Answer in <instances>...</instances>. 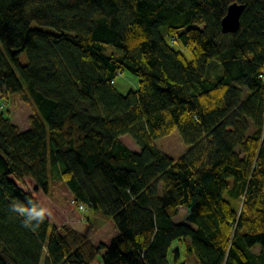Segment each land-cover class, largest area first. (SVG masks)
Instances as JSON below:
<instances>
[{"label":"trees","instance_id":"trees-1","mask_svg":"<svg viewBox=\"0 0 264 264\" xmlns=\"http://www.w3.org/2000/svg\"><path fill=\"white\" fill-rule=\"evenodd\" d=\"M11 94L31 112L20 129L0 109V264H169L173 240L198 264H264V0H0ZM174 128L177 157L153 143ZM28 178L50 195L59 179L116 235L94 244L47 213L26 227L12 205L43 209Z\"/></svg>","mask_w":264,"mask_h":264},{"label":"rangeland","instance_id":"rangeland-1","mask_svg":"<svg viewBox=\"0 0 264 264\" xmlns=\"http://www.w3.org/2000/svg\"><path fill=\"white\" fill-rule=\"evenodd\" d=\"M161 32L163 33L164 37L169 42H171L168 36L164 34L163 27H161ZM172 45L174 48H181L180 43L177 41L172 42ZM185 54L188 55L187 52H185ZM19 59L21 63H24L26 61L25 54L21 53L19 55ZM217 68V63H212L209 68V74L216 76V72H218ZM114 84L117 89L121 92H125L129 88L135 89L137 87V77L128 71H122L115 76ZM4 100L5 98H0V104L3 105V111L8 114L11 122L16 123L18 127L21 126L20 122L27 124V116L31 112L29 105L22 102L19 97L15 94H11L7 97V103H5ZM153 143L160 151L172 157L179 156L183 153L186 148V144L182 141L177 128H174L166 135L153 139ZM26 185L27 186H25V188L30 189L32 191L33 196L37 199L42 208L46 210L48 217L53 223H59L64 219V214L66 217V213H69L70 216L68 218L70 219V224H74L75 221H78L80 223L77 227L86 228V231H91L92 233H94V231L98 232L96 233V236L93 237V240L95 242L98 241L97 238L98 236H100V232L104 231L105 228H109V221H102L98 218L92 221V218L88 219L83 214L80 215V213H78V210H76V206L72 202H70L71 193L69 188L63 182L59 181V179H54V182L51 186V195L42 192L41 189L33 190L34 182L30 178L26 179ZM85 210L90 216L93 215V212H97L99 216H102L105 219H109L108 216L102 214L100 211L93 210L91 208H86ZM185 213L186 209L184 207H179V212L173 217V220H183L185 217ZM174 248H177L178 250V255L176 257L173 251ZM254 249L257 248L255 247ZM190 256V253L185 248L184 242H179L178 240L172 241L167 253V259L169 264H182L184 261L187 262V259L188 261H191ZM192 256L193 258H195L194 255ZM93 264H102L99 254L96 256Z\"/></svg>","mask_w":264,"mask_h":264},{"label":"crops","instance_id":"crops-1","mask_svg":"<svg viewBox=\"0 0 264 264\" xmlns=\"http://www.w3.org/2000/svg\"><path fill=\"white\" fill-rule=\"evenodd\" d=\"M21 123V126H19L20 127V129H24V128H27L28 127V123L27 124H24L23 122H20ZM16 124V123H15ZM17 125V124H16ZM18 125H20V124H18ZM182 207V206H181ZM83 215L86 217V218H88V219H90V218H92V221L94 220V219H96V218H98V219H100V220H106V221H109V228L107 229V228H105V230L104 231H102V232H100V236H98V238H97V240L98 241H94L93 240V237L94 236H96V233H98L97 231H94V233H92L91 231H86L87 229L86 228H79V227H77V226H79V223L80 222H78V221H75V223L74 224H71V225H73L77 230H79L80 232H82L83 234H85V235H87L94 243H98V242H103V243H108L109 241H110V239L114 236V235H116V233H117V230L114 228V226H113V223H112V221L111 220H109V219H105V218H103L102 216H99V214H97V212H93V215H88L87 214V212H86V210H84L83 211ZM70 216V214L69 213H66V217H65V214H64V219L62 220V221H60L59 223H54V224H56V225H59V224H61L62 222H69L70 221V219L68 218ZM69 223H71V222H69ZM100 229H102V228H100ZM104 229V228H103ZM92 233V234H91ZM257 248V247H256ZM257 249H255V251H256ZM190 258H191V261H188V259H187V262H183L182 264H198V262L196 261V259L195 258H193V254L192 253H190ZM194 260V261H193Z\"/></svg>","mask_w":264,"mask_h":264},{"label":"water","instance_id":"water-1","mask_svg":"<svg viewBox=\"0 0 264 264\" xmlns=\"http://www.w3.org/2000/svg\"><path fill=\"white\" fill-rule=\"evenodd\" d=\"M244 8V3L232 1L225 10L220 19V28L222 32H234L240 24V16Z\"/></svg>","mask_w":264,"mask_h":264},{"label":"clouds","instance_id":"clouds-1","mask_svg":"<svg viewBox=\"0 0 264 264\" xmlns=\"http://www.w3.org/2000/svg\"><path fill=\"white\" fill-rule=\"evenodd\" d=\"M11 211L25 218L23 223L26 227L32 226L33 221H35L37 225L43 223L46 217V210L37 208L36 206L29 208L20 204H14L11 207Z\"/></svg>","mask_w":264,"mask_h":264},{"label":"built area","instance_id":"built-area-1","mask_svg":"<svg viewBox=\"0 0 264 264\" xmlns=\"http://www.w3.org/2000/svg\"><path fill=\"white\" fill-rule=\"evenodd\" d=\"M2 104H0V109H2ZM85 207H84V205L83 204H78L77 206H76V210H78V213H80V215H82V211H83V209H84ZM80 217V216H79ZM82 217V216H81Z\"/></svg>","mask_w":264,"mask_h":264}]
</instances>
